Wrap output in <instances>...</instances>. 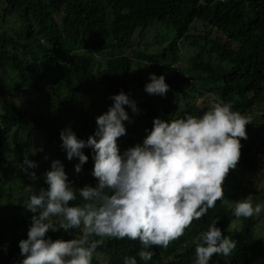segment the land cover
Listing matches in <instances>:
<instances>
[{"label": "trees", "instance_id": "trees-1", "mask_svg": "<svg viewBox=\"0 0 264 264\" xmlns=\"http://www.w3.org/2000/svg\"><path fill=\"white\" fill-rule=\"evenodd\" d=\"M197 21L213 33L190 34ZM149 31L157 45L153 52L145 46ZM183 42L193 52L181 58ZM146 61L150 64L143 66ZM150 73L164 76L169 86L164 96L145 91ZM4 86L11 94L33 89L44 100L37 115H26L15 104L0 107V264H20L24 259L19 241L27 239L33 213L23 203L32 191L47 190L44 174L52 160L63 164L74 190L96 186L93 149H82L88 160L77 173L79 160L67 159L60 132L70 128L86 141L97 129L96 117L108 111L111 96L121 91L139 110L133 113L125 106L135 116L130 135L120 139L121 155L143 143L141 135L151 131L157 117H199L213 104L227 103L252 123L246 125L247 139L240 140L239 162L223 182L224 199L194 220L180 238L167 248H150L154 255L146 262L139 258V240L108 239L91 264H123L129 256L137 264H194L193 238L216 220L237 246L230 255H214L209 264H264L256 229L259 216L237 221L233 214L235 202L248 192L254 203L264 200V192L254 184L241 186L242 176L258 169L257 149L252 151L245 142L264 145L263 134L253 126L259 119L257 126L264 127V0H0V97ZM196 99L201 100L197 105ZM76 111L80 123L72 116ZM25 121L31 127L23 134ZM34 128L41 133L38 146L31 144ZM26 155L37 167L23 170ZM30 172L36 173L35 180ZM79 203L78 199L70 206ZM79 235L76 229H60L49 230L45 238L69 240Z\"/></svg>", "mask_w": 264, "mask_h": 264}, {"label": "clouds", "instance_id": "clouds-1", "mask_svg": "<svg viewBox=\"0 0 264 264\" xmlns=\"http://www.w3.org/2000/svg\"><path fill=\"white\" fill-rule=\"evenodd\" d=\"M149 64L146 61L143 66ZM149 76L145 91L164 96L169 90L164 76ZM111 99L112 106L96 117L97 129L86 141L78 139L70 128L60 132L67 159L79 160L77 173L88 160L82 149H93L92 175L98 183L74 190L63 164L51 161L44 174L47 190L32 191L23 203L33 215L27 239L19 241L24 257L20 264H91L97 248L113 238L139 240V258L146 262L154 255L150 248H167L194 220L224 199L222 185L239 162L240 140L247 139L246 125L252 123L251 117L233 111L227 103H215L199 117H157L151 131L141 135H145L143 143L121 155L117 140L126 134L123 122L130 119L125 106L133 113L139 110L122 91ZM24 165L25 171L37 167L27 155ZM29 175L37 178L35 172ZM78 199L82 203L70 206ZM262 212L264 203H254L251 193L237 200L233 209L237 221ZM216 223L193 238L194 264H209L214 255H230L236 248V240L224 235ZM60 229H76L80 235L69 240L45 238L49 230ZM123 264H137V260L125 257Z\"/></svg>", "mask_w": 264, "mask_h": 264}, {"label": "rangeland", "instance_id": "rangeland-1", "mask_svg": "<svg viewBox=\"0 0 264 264\" xmlns=\"http://www.w3.org/2000/svg\"><path fill=\"white\" fill-rule=\"evenodd\" d=\"M209 31L210 33L212 32V30L207 27L204 26L201 22L197 21L194 22L190 29L189 32L190 34H203L204 32ZM213 33V32H212ZM152 33L149 31L146 34V38H145V42H146V48L147 51L149 52H153L156 51L157 49V45L153 42V37L151 36ZM166 42V41H165ZM133 46V45H132ZM181 52H180V56L181 58H184L190 54H192L193 52V47L188 45L187 42H183L181 44ZM126 53H129V51H125ZM185 64V62H184ZM166 72V71H165ZM130 90L134 93L135 88L132 85L130 87ZM144 95V94H142ZM137 99V96L133 97ZM44 100V96L41 94L36 93L33 89H27L25 92L23 93H15V94H9L8 89H6V87H3V95L2 97H0V106L2 104H7V105H13L15 104L24 114H28V115H37L39 113L42 112V108H43V101ZM201 100L200 99H196L194 101V103L197 105L198 103H200ZM129 115V120L128 121H124V125H125V129H126V134L119 137L117 140V144L119 145L120 139H122L123 137H125L126 135H130L129 132V127L131 128L132 126V120L134 118V114L131 111L127 112ZM72 116L74 119H76L78 121V123H80V119L81 116L79 115L78 111L73 112ZM260 123L259 119H254L253 122V126L254 129H258L260 133H262V137L264 138V127H258L257 124ZM31 127V123L28 121H25L24 126L22 128V132L23 134ZM79 133L80 131L77 130ZM19 142L22 143L23 142V138H19ZM31 144L33 145H40L41 144V133L38 131L37 128H34L33 130V134L31 135ZM245 144H248V146H250L251 150L253 151V149H257L256 153H255V158L258 160V169L254 172V174L252 175V173H245V175L242 176V184L241 186L244 187H252L253 184L257 187V190L259 192H264V153H259V152H264V145H260L259 142H254V141H249L247 140L245 142ZM260 150V151H259ZM44 165L47 167L49 165V162L47 160H44ZM250 193V192H248ZM264 203V200L261 202ZM263 213V214H262ZM259 215V220H257V225H256V229H258L259 233L261 234V238H262V242H263V246H264V212H262ZM142 247V246H141Z\"/></svg>", "mask_w": 264, "mask_h": 264}]
</instances>
